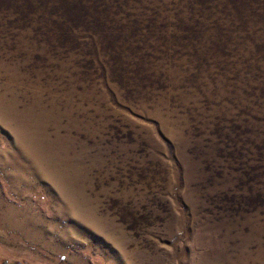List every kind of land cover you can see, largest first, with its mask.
Returning a JSON list of instances; mask_svg holds the SVG:
<instances>
[{
	"label": "rangeland",
	"instance_id": "rangeland-1",
	"mask_svg": "<svg viewBox=\"0 0 264 264\" xmlns=\"http://www.w3.org/2000/svg\"><path fill=\"white\" fill-rule=\"evenodd\" d=\"M264 264V0H0V264Z\"/></svg>",
	"mask_w": 264,
	"mask_h": 264
},
{
	"label": "water",
	"instance_id": "water-1",
	"mask_svg": "<svg viewBox=\"0 0 264 264\" xmlns=\"http://www.w3.org/2000/svg\"><path fill=\"white\" fill-rule=\"evenodd\" d=\"M3 264H9L8 262H4Z\"/></svg>",
	"mask_w": 264,
	"mask_h": 264
}]
</instances>
